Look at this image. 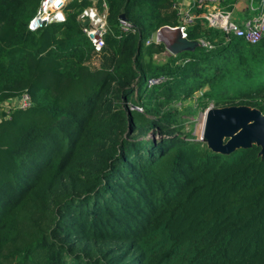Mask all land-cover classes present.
<instances>
[{
    "label": "trees",
    "instance_id": "obj_1",
    "mask_svg": "<svg viewBox=\"0 0 264 264\" xmlns=\"http://www.w3.org/2000/svg\"><path fill=\"white\" fill-rule=\"evenodd\" d=\"M39 1L0 0V103L32 101L0 113V264H264L260 147L221 154L182 131L210 104L264 115V37L197 19L187 37L208 44L157 61L165 45L145 41L178 25V0H99L94 54L77 21L90 0L30 31ZM121 13L135 31L117 37Z\"/></svg>",
    "mask_w": 264,
    "mask_h": 264
},
{
    "label": "built area",
    "instance_id": "obj_2",
    "mask_svg": "<svg viewBox=\"0 0 264 264\" xmlns=\"http://www.w3.org/2000/svg\"><path fill=\"white\" fill-rule=\"evenodd\" d=\"M72 0H40L35 13L29 18L27 28L30 31H36L52 23H61L65 21V7ZM79 1V0H78ZM91 4L84 7L77 15V21L84 35L90 40L93 47V53L98 54L105 45V36L110 30L107 7L103 1L99 6V0H90ZM226 0H180L177 1L178 25H164L154 31L145 41L146 44L163 43L168 39L169 31L164 27L178 28L183 37H187L188 28L195 23L197 19L207 27L220 29L225 39L230 37H243L248 43H257L264 37V9L259 15L251 19H246L238 23L232 18L231 11L222 7ZM119 20L120 37L122 33L134 32L135 26L127 19ZM188 38V37H187ZM189 39V38H188ZM200 44L206 45L204 39L198 40ZM163 76L150 77L147 79V85L163 82ZM8 114L11 109L26 108L32 104L31 97L27 92L9 98L0 103ZM131 108L142 111L139 106Z\"/></svg>",
    "mask_w": 264,
    "mask_h": 264
},
{
    "label": "water",
    "instance_id": "obj_3",
    "mask_svg": "<svg viewBox=\"0 0 264 264\" xmlns=\"http://www.w3.org/2000/svg\"><path fill=\"white\" fill-rule=\"evenodd\" d=\"M118 18L126 19V16L121 13ZM164 28L170 33L168 39L164 40L165 53L168 55L193 51L200 45L198 40L183 37L178 28ZM199 140L205 141L213 152L221 154H230L238 148L256 144L260 147V155L264 156V115L245 105L208 106Z\"/></svg>",
    "mask_w": 264,
    "mask_h": 264
},
{
    "label": "rangeland",
    "instance_id": "obj_4",
    "mask_svg": "<svg viewBox=\"0 0 264 264\" xmlns=\"http://www.w3.org/2000/svg\"><path fill=\"white\" fill-rule=\"evenodd\" d=\"M232 1L233 0H226L225 2L222 3L221 6L229 9L227 7V5L230 4ZM230 9H231V7H230ZM230 11H232V18L237 22H239V20L241 18H243V16H244L243 14L236 16V12L233 9ZM205 42H207V41L205 40ZM200 45H203V44H200ZM166 56H168V54L165 52H162L160 54L154 55V58H156L157 61H164ZM24 92H26V91H24ZM186 103H188V101H186ZM176 104L179 106L180 102H178ZM210 106H212V105L210 104ZM12 110L13 109H11V111ZM2 111H5V110H4V107L0 104V113H2ZM205 111H206V109L196 108L195 112H192V113L183 112V117L186 119L183 123V128H182L183 133H188V134L190 133L191 136H193L199 140V138H201V135H202V128H203V122H204V117H205ZM203 142H205V141H203Z\"/></svg>",
    "mask_w": 264,
    "mask_h": 264
},
{
    "label": "crops",
    "instance_id": "obj_5",
    "mask_svg": "<svg viewBox=\"0 0 264 264\" xmlns=\"http://www.w3.org/2000/svg\"><path fill=\"white\" fill-rule=\"evenodd\" d=\"M230 4H231L230 5L231 9L230 7L228 8L230 10L233 9L236 12V16H239L241 14L244 15L243 18H241L238 23L243 22L246 19H251L253 17H256L262 11V9L259 8L258 5L255 4V2H253V0H233Z\"/></svg>",
    "mask_w": 264,
    "mask_h": 264
}]
</instances>
